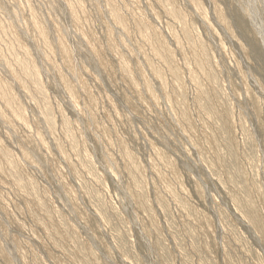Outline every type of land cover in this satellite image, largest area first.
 <instances>
[{
    "label": "rangeland",
    "instance_id": "374dc122",
    "mask_svg": "<svg viewBox=\"0 0 264 264\" xmlns=\"http://www.w3.org/2000/svg\"><path fill=\"white\" fill-rule=\"evenodd\" d=\"M0 264H264V0H0Z\"/></svg>",
    "mask_w": 264,
    "mask_h": 264
}]
</instances>
